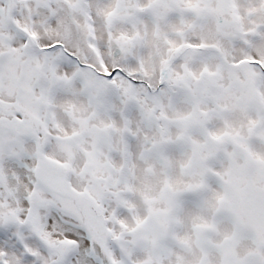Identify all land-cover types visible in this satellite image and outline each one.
Masks as SVG:
<instances>
[{
	"label": "snow or ice",
	"instance_id": "1",
	"mask_svg": "<svg viewBox=\"0 0 264 264\" xmlns=\"http://www.w3.org/2000/svg\"><path fill=\"white\" fill-rule=\"evenodd\" d=\"M0 264H264V0H0Z\"/></svg>",
	"mask_w": 264,
	"mask_h": 264
}]
</instances>
